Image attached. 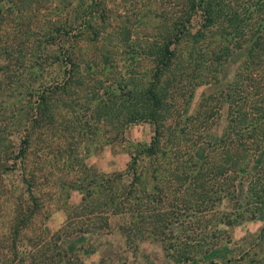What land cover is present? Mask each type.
I'll list each match as a JSON object with an SVG mask.
<instances>
[{"label":"rangeland","instance_id":"rangeland-1","mask_svg":"<svg viewBox=\"0 0 264 264\" xmlns=\"http://www.w3.org/2000/svg\"><path fill=\"white\" fill-rule=\"evenodd\" d=\"M190 1L0 0V64L7 52L10 62L19 65L14 73L11 68L7 75L0 73V264H41L39 260L46 264L48 259L56 264H178L174 260L179 250L193 256L188 264H221L232 254L237 260L234 264H264V209L250 191L264 151L260 148L252 154L249 149L237 156L222 148L225 143L219 139L228 130L229 103L215 92L240 84L251 106L254 94L264 92V30L263 40L250 49L259 32L257 23L264 25V0H221L235 8L249 6L247 10L252 11L244 40L235 42L234 35L233 40L222 41L213 35L214 29L205 30L198 42L189 43L198 47L194 67L185 68L182 61L172 65L169 72L183 76L178 87L187 95L166 114L170 119L159 139L158 153L148 150L153 123L133 121L119 126L116 121L124 122L120 117L110 125L107 119L99 122L92 115L98 97L106 101L117 90L115 99L126 98L128 89L113 86L116 77L141 85L149 82L155 62L148 57L145 44L154 36L160 45L169 43V19L175 10L185 17ZM216 1L196 6L191 22L195 26L204 23L199 16L202 6L212 7L204 12L212 17ZM210 23L224 24L221 18ZM72 25L80 34L69 50L79 58L73 61L76 66L61 58L58 50L64 36L55 35V30ZM122 27L131 30L130 38L111 42ZM97 30H101L98 35ZM46 40L55 43L44 50ZM137 42L143 52L131 59ZM104 44V54L110 53L98 56L96 49ZM90 52L99 61L95 69L102 70L100 87L90 73L94 70L87 61ZM33 69L41 74L34 85L28 79ZM79 76L84 77L83 83ZM64 77L71 78L68 89L72 93L58 100L51 119L43 115L44 121L36 125L28 101H19L20 95L13 90L27 84L39 89V84L50 85L54 78ZM181 115L193 116L190 120L196 123L189 126L190 121L184 120L183 135L181 130L171 135L169 130ZM250 127H241L249 142L264 140V125ZM209 144L221 147L209 150ZM228 154L248 161L243 173L233 171L232 161L227 164ZM220 164L223 170L218 173ZM227 185L234 188L232 199L223 192L220 199H212L211 207H203L207 198H214ZM233 204L247 212L228 225L226 213L235 212L230 209ZM158 219L165 225L156 227ZM196 236L203 251H193Z\"/></svg>","mask_w":264,"mask_h":264},{"label":"trees","instance_id":"trees-1","mask_svg":"<svg viewBox=\"0 0 264 264\" xmlns=\"http://www.w3.org/2000/svg\"><path fill=\"white\" fill-rule=\"evenodd\" d=\"M92 1L94 3H98V1H101V0H98V1L92 0ZM191 1L189 5L191 6V8L189 9L185 17L181 18L183 15L176 14L178 11L176 12L175 10L174 11L175 14L172 16V19H169V23L172 24V27H171L172 34H171V40L169 43L168 42L162 43L160 45L157 36H154L152 40L150 39L151 41L150 44L148 43L145 44L147 47H149V49H147L148 53L151 54V55L149 54L148 57L151 58V62L152 61L155 62L154 73H153V76L149 77L151 78L149 82L145 85H141V84H135L134 79L130 82L128 79L124 80L123 77H116V79L113 81V86H115V88L121 91L124 90L125 88L128 89L125 94L126 98L124 100L115 99L114 97L117 95L118 91L114 90L112 91V94H108L109 98L106 101L102 102V97H98L99 102L96 104V106H94V109L92 111V115L95 118V120H98L99 122H103V121H106L105 119H107V123L110 125H111V122L115 121L116 119H120V117L123 119L124 122L116 121L117 123L116 122L115 123L119 126L124 125V123L129 124L130 122H133V121L153 123V125L155 126V132L151 138L150 143L148 144V150L151 154L152 153L156 154L159 152V150H157L158 149L157 145H158L159 139H161L163 131H165L166 129L165 128L166 122L168 119H170L167 117L166 114L169 113L170 110L175 109V106L177 105L179 106V103H178L179 100L183 99L187 95L186 91L184 92L183 87L181 88L178 87L179 82L181 81V77L183 76H179L178 78L177 75L169 72L172 65L177 64L179 61H182V64L183 66H185V68L194 67L195 60H196L194 54L196 53L198 47H196V45L193 46L192 45L193 43L191 44L189 43L192 41L198 42V39L202 35H204L205 30L214 29L213 35L220 37L222 41L229 39V38L233 40L231 36L235 35V37L237 38L235 42H241L242 40H244V36L246 33L245 32V27H247L246 22H248V20L250 19V14L252 13V11L249 12L247 10L249 6H237V8H235V7H231V6H227L226 4H223L221 0H217L216 5L218 6V8L216 10V13L211 14L212 17H215L214 20L212 17L208 15L206 16L204 14V12H206V7L208 11H211L212 7L202 6L204 8L203 14H199V16L203 18L204 23L200 24V26H197V25L195 26L191 22L192 21L191 14L193 15V12H197L196 10H194L195 7L199 6L200 4L202 5L205 4L206 0H198V1L191 0ZM258 10H262V6H258ZM220 18H221V21H223L225 25L224 24L215 25V23L208 24L209 22H216ZM257 25H258L257 29L259 32L256 34V37L254 36V40L251 41L250 49L255 44L259 45V42L263 40V36L261 32L264 30V25L261 26L260 23H257ZM194 27L196 28L194 29ZM192 28L193 30H191ZM215 29H218V33L215 31ZM98 31L99 30L95 32L97 33V35H98ZM241 31L243 32L241 33ZM99 33H101V30L99 31ZM114 33H115L114 36L110 40L111 42L113 39L118 40V38H124L125 40H128L131 36V30L127 29L126 27L120 28L119 33L118 32H114ZM55 35H59V37L64 36L63 38L64 43L62 47L59 48L58 50L59 52L62 51L61 58L65 57L64 62L66 63L72 62L73 66H76V64L73 63V61L74 59L77 58L79 62V58L74 54L72 55V52H69V50L73 49L78 38L80 37L79 32H76L75 26L72 25L65 29L55 30ZM111 35H113V33ZM188 39H190V41ZM105 41H106V37H105ZM54 43H55V40L53 42L49 40L44 41V50L49 49ZM41 44L39 46H41ZM182 44H186V45H182ZM106 45L104 44L103 48L96 49V53L98 56L105 55V54L108 55V53H110L108 50H106V53L104 54V48L107 49ZM140 45L141 44L137 42V44L135 45V48L134 47L132 48L133 51L130 53L131 59H133L134 54H137L138 56V52L140 51L143 52V50L140 49ZM236 45H238V43H236ZM1 50H2V54H4V52L7 51L5 50V46H3ZM9 55L10 53L6 52V56L4 54V57H5L4 63L0 64V73L2 75L8 74L7 73L8 68L9 69L11 68L14 73L15 71L14 68L19 67V65L17 64L18 62H16L15 64L10 62L11 55L10 56ZM50 55L52 57H55L54 54L52 53ZM77 55H79V52ZM97 55L93 56L92 52H90L89 57L87 58V61H90V63L93 64L94 70L92 69L90 73H92L91 75L93 79L95 80V82L97 83L96 86L100 87L103 83L101 80L102 70H100L99 68L95 69V67L96 68L97 66L99 67V61L96 60ZM107 55L105 56L106 63L110 59L109 56ZM8 59H9V62H7ZM135 59L136 61H139L137 60V58ZM33 67L34 65L32 66V68ZM108 69H110L109 66H108ZM33 71L34 72L32 73L34 74H30L32 78L29 77L28 79H29V82L34 85L35 82L38 81V79H41V74L39 73V71H35L34 69ZM98 75L100 76L99 79H98ZM79 77H80V80L78 81L80 83H83L84 77L83 76H79ZM5 78H7V76L4 77V80L9 81L8 79H5ZM169 80L173 81L172 84H170ZM2 81L3 80H1V82ZM242 82L243 81L241 80V83ZM70 83H71V78L64 77V80L54 78V80H52L50 85L39 84V89H37L38 86L37 88H32L31 84L29 85L27 84V87L22 86L18 91L14 89L13 93L15 95L17 94L20 95L19 101L21 102L23 100L28 101V105L30 106L31 109H33L34 113L36 114V116L33 118V122L36 125H39L40 122L42 123L44 121L45 115H47L48 120L51 119L53 111H54L53 107L56 109L58 105V100L60 98H62L64 95L68 93H72L69 91L70 89H68L70 87ZM1 88H2V85L0 83V90ZM224 90H226V92ZM224 90L215 91L217 95L219 93V96H221V99L228 98V103H229L227 105L228 106V109H227L228 130L223 135H221V138L219 139L220 142L225 143V144L223 143L224 145H221L222 148H225V151L229 150L233 152L234 154L236 153L237 156L245 152H248L249 149L252 150V154H254V152L260 148H262V151H264V140L262 139L257 140L260 142L256 143L254 139H251V142H249L247 140L248 137H246L244 135V132L242 131V128H245V127L251 129L250 125H255V127L264 125V92L257 91L254 94L255 97L252 101L253 106H251V104H248V101H249L248 94L247 92L244 93L243 87H241L240 84L237 86L232 85V87L228 85L227 88ZM191 93L193 92L191 91ZM118 95H121V94L119 93ZM217 95L215 94V96ZM130 97H131V100H130ZM189 97L190 96H188V98ZM125 100L129 102L125 103L126 102ZM188 104H189V99H188ZM10 105L12 106L13 102H10ZM221 106H222V102H221ZM186 115L183 116L184 119L182 118V115H181V120H179V122H177L174 127L171 126L169 130V133L171 135L178 133L180 130L182 132L179 134L183 135L184 127H182V122L184 120L190 121L189 126L195 125L196 122H193L192 120H190V119H193V116H191V118L189 119V118H185ZM76 117L74 118L76 119ZM235 131L239 133L233 136V133ZM209 146H210L209 150H213V148L219 147L220 145L217 146L216 144V146L213 147V145L209 144ZM229 147H234V151H232L231 148ZM165 152H166L165 149L161 150V154L164 155ZM231 155L228 154V156H231ZM237 156H236L237 160L233 159L232 156L230 157V159H226L227 164L231 163L232 161V165H233L232 168H234L233 171L234 172L236 171V174L240 172L243 173L245 171L244 168L247 167V163H248V161L244 159H239L240 161H238ZM222 164H220V167H218L219 168L218 173H221L223 170V168H221ZM227 167L228 166L226 165L225 169ZM255 176H256V180L254 181L252 180L253 182L252 181L250 182V191L255 196L258 197V200L256 201V203H259L261 205V208L264 209V162L262 164V167L258 169L257 172L255 173ZM233 190L234 188H232V186L230 185H227V187H225L224 190L222 188L217 190L214 196L212 195V197L214 198H207L204 201L203 207L205 206L211 207L208 204H211L212 199H217V200L220 199L221 193L223 192L226 193V197H229V198L231 197L232 199ZM215 195L217 198L215 197ZM201 203H203V201ZM233 205L230 207V209L235 210V212H232L229 210V214L226 213V217L230 215V224L228 223V225H231L232 222H236L237 219L239 220L243 219L247 212L246 209L239 211L240 206H235V205L233 206ZM162 222L163 221L160 219H158V221L156 220V227L159 226L158 228H160L162 227V224L164 226L165 223L164 222L162 223ZM154 230L155 228L153 229V231ZM193 241L195 242L191 244L192 246H194L193 251L194 250H197V251L204 250L203 243L200 242L201 241L200 236H196ZM178 253H179L178 256H175L176 260H174V262H177L178 264H184V263L188 264L187 262H189V259L193 257V256H190L189 252H187L186 250L185 252L184 251L181 252L179 250ZM52 261L53 259L52 260L48 259L45 262L46 264L47 262L48 264H52ZM39 262L41 264H44L43 260H39ZM234 263H237V260L235 259V256L232 254L231 257L226 258L221 264H234ZM53 264H56L55 261H53Z\"/></svg>","mask_w":264,"mask_h":264}]
</instances>
